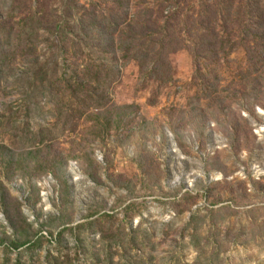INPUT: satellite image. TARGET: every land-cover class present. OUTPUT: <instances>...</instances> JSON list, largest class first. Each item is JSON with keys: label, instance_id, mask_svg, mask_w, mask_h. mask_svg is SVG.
Masks as SVG:
<instances>
[{"label": "rangeland", "instance_id": "rangeland-1", "mask_svg": "<svg viewBox=\"0 0 264 264\" xmlns=\"http://www.w3.org/2000/svg\"><path fill=\"white\" fill-rule=\"evenodd\" d=\"M66 3L0 0V264H264V0ZM172 13L164 78L42 97L101 24L133 41Z\"/></svg>", "mask_w": 264, "mask_h": 264}, {"label": "trees", "instance_id": "trees-1", "mask_svg": "<svg viewBox=\"0 0 264 264\" xmlns=\"http://www.w3.org/2000/svg\"><path fill=\"white\" fill-rule=\"evenodd\" d=\"M72 0H67V3H70ZM67 3L65 4L67 8ZM177 14L172 13L170 17H166L163 25L159 28L153 30L149 27V30L144 32L143 29L139 34L141 37H136V39L129 40L132 37L130 34L131 31L128 27V36L125 38L120 37V40L117 39L115 43L114 35L109 33V30L103 29V24L98 26L99 31H103L106 35H102L94 43H91L92 39L86 44V49L92 54V57L89 58V61L86 62L81 71V75L66 74L62 72L54 81L48 80L44 81L42 78L36 80L38 85H44L42 90V97H52L51 92L53 91L55 97L64 96L68 99L76 98L79 94H87L89 107H99L100 104H104L106 99V93L109 89V86L114 82L115 76L118 74L120 67L125 63H135L140 72H146L147 77L150 78H164V75L168 73V64L166 63V55L171 52L172 48L177 47L179 44H182V39L179 30L178 33L170 32L172 27L171 22L176 23ZM59 30V39L57 42L58 49H62L63 41L65 40L66 33L65 31L70 28L68 21L64 20L62 25L58 27ZM125 30V29H124ZM120 33V31H119ZM184 33L188 34L187 26L184 29ZM61 37V38H60ZM129 40V41H128ZM150 41V42H147ZM132 42V43H128ZM147 42V44H146ZM192 47L190 49L195 52V55L199 57L200 45L203 43L194 44L190 43ZM208 44V47H211ZM214 49V47H213ZM212 50V49H211ZM216 52V51H214ZM113 55V59H108L107 55ZM114 55L115 58H114ZM92 58V59H91ZM112 60V62H111ZM55 67L58 68V64H55ZM119 69V70H118ZM51 70V69H50ZM55 69H53L54 71ZM41 71H37V74ZM44 74H47L44 73ZM115 74V75H114ZM34 85V84H33ZM32 85V86H33ZM30 99V98H29ZM59 100L56 99L55 105L57 106ZM76 227L74 229H78ZM71 229H63L62 231Z\"/></svg>", "mask_w": 264, "mask_h": 264}]
</instances>
